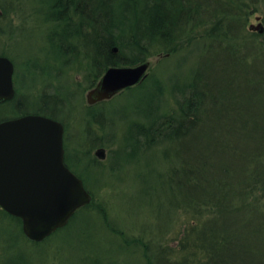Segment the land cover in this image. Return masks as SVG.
<instances>
[{"label": "trees", "instance_id": "trees-1", "mask_svg": "<svg viewBox=\"0 0 264 264\" xmlns=\"http://www.w3.org/2000/svg\"><path fill=\"white\" fill-rule=\"evenodd\" d=\"M256 2H47L48 17L56 21L48 33L53 50L64 62L66 56L84 51L87 87L108 66L136 64L150 55L171 57L181 51L186 61L188 53L196 51L198 45L201 53L221 54L217 64L208 56L203 59L214 66L199 62L193 71L180 74L169 85L151 75L146 83L143 80L126 89L133 96L138 93V103L141 101L139 105L133 104V110L142 119L127 123L125 156L139 167L137 188L152 200L156 218L162 220L157 225L165 224L163 231H143L150 239L147 242L142 237L145 264H264V51L257 47L249 51L254 58L248 63L239 59L240 54L236 55L233 42L236 30L244 32L245 22L240 18L253 12ZM245 42L253 43L246 39L242 45ZM114 47L117 49L113 50ZM224 51L229 56L226 61L231 58L243 62V70L229 71ZM1 52L9 55L3 49ZM258 60L262 67L257 66ZM71 79L70 83L77 86L76 79ZM240 82L244 85L242 90ZM62 97L66 100L65 93L42 92L34 99L41 106L33 107L27 106L31 99L24 92H17L8 100L11 113H7L20 115L32 111L59 118L56 108ZM44 98L50 101V109L42 103ZM171 102L174 103L171 109L163 106ZM5 104L2 102L0 106ZM91 116L94 119L95 115ZM155 146H159L156 164L144 153L150 149L154 154ZM91 161L98 163L97 159ZM91 207L102 218L108 217L104 204L93 197L69 222ZM181 213L185 219L182 230L165 243L166 228ZM0 220H4L5 228L18 225L20 236L26 238L19 217L0 208ZM109 224L116 232L115 226ZM119 233L130 242L129 235L120 230ZM3 243L2 254L9 260L5 264H15L13 255H23L17 240L5 235ZM15 261L18 264L16 257Z\"/></svg>", "mask_w": 264, "mask_h": 264}, {"label": "rangeland", "instance_id": "rangeland-1", "mask_svg": "<svg viewBox=\"0 0 264 264\" xmlns=\"http://www.w3.org/2000/svg\"><path fill=\"white\" fill-rule=\"evenodd\" d=\"M1 2L6 14L0 15V49L7 51L13 59L14 86L18 93L24 92L32 100L27 106L33 107L41 106V102L37 103L34 99L42 92L67 94L57 114L66 121L68 136L66 151L73 158L70 164L85 179L86 186L91 188L95 200L104 204L108 217L102 218L95 207H91L88 211L82 210L65 229L57 231L48 241L38 244L22 238L18 232V225L13 229L5 228L4 220H0V264L9 263L5 254H2L5 247L3 243L5 235L17 240L16 245L23 254L13 255L15 264V257L18 264H92L91 262L94 264H145L141 245L143 238L147 242L150 239L143 234V231L145 229H154L155 232L156 229L163 231L165 224L163 227L157 225V222L162 224V220L159 222L156 218L152 200L144 196L142 189L137 188L139 167L135 165L136 163H132L124 152L127 123L130 124L138 118L142 119V115H134L133 110L135 108L133 104L136 102L139 105L141 101L138 103V93L133 96V93H128L125 88L112 94L103 104L95 105L101 110L104 122H101L99 118L87 120V114L84 111L87 103L85 94L90 89L87 87L88 82L85 84L83 80V73L87 71L83 66L87 57L84 51L79 50L69 55L70 60L67 64L62 58L54 59L57 58V51H53L48 44L50 36H47L44 31L51 22L47 20L46 0H1ZM256 15H259L258 21L264 26V0H257L254 11L244 15L245 18H240L245 22L244 32L241 34L239 29L236 30V41H233L237 49L236 55L240 54L239 59L243 58L248 63L254 58L252 53L249 55V51H253L256 47L259 51H264V30L260 33L248 28L250 23H258L255 19ZM244 38L255 45L249 42L242 45L243 40H246ZM201 51L198 45L196 51L188 53L186 61L181 51L178 56H175L177 53L171 57L148 56L150 65L144 79L145 83L151 75H154L169 85V82L178 80L180 74L193 71L199 62L200 65L208 63L203 61L207 56L216 64L220 62L221 54L218 51L208 54ZM51 53L54 58L50 57ZM224 53L225 66L229 71L235 68L243 70V62L231 58L226 61L229 56L226 51ZM47 66L50 67L43 70ZM257 66L262 67L259 60ZM249 68L251 66L247 67ZM56 75L60 82L58 85L55 84L58 83L54 78ZM71 77L76 79V88L66 85ZM243 86L240 82L241 90ZM68 88L74 90L71 92ZM243 97L242 94V103L245 102ZM42 101L44 106L50 109L48 105L50 101L45 98ZM9 104L0 107V113L9 112L11 110ZM163 106L171 109L174 103ZM92 139L95 141L90 142ZM99 147L103 148L104 157L100 159V163L95 164L91 159L95 156L94 151ZM157 150L159 146L154 147V154L150 149L144 152H147V157L149 156L154 164L159 161ZM81 163H84V168L80 165ZM184 221L182 213L172 220L170 226L166 228L167 233L163 238L165 243L169 237L174 239V235L182 230ZM109 223L115 226L116 234L111 231L112 227ZM119 230L131 237L130 242H126L127 238L121 236ZM15 249L16 247H13V250ZM89 249L93 250L89 251L90 256H87L85 251Z\"/></svg>", "mask_w": 264, "mask_h": 264}, {"label": "water", "instance_id": "water-1", "mask_svg": "<svg viewBox=\"0 0 264 264\" xmlns=\"http://www.w3.org/2000/svg\"><path fill=\"white\" fill-rule=\"evenodd\" d=\"M248 28L264 30L260 21ZM148 65L146 60L108 67L87 100L109 97L137 82ZM12 74L13 62L0 55V100L14 94ZM63 130L61 121L40 113L0 121V206L19 216L23 232L34 240L63 226L76 208L91 200L81 178L63 162Z\"/></svg>", "mask_w": 264, "mask_h": 264}, {"label": "flooded vegetation", "instance_id": "flooded-vegetation-1", "mask_svg": "<svg viewBox=\"0 0 264 264\" xmlns=\"http://www.w3.org/2000/svg\"><path fill=\"white\" fill-rule=\"evenodd\" d=\"M0 15L2 16V11H1V9H0ZM95 117H98V118L100 119L101 122H104V117H103V115H96V114H95Z\"/></svg>", "mask_w": 264, "mask_h": 264}]
</instances>
